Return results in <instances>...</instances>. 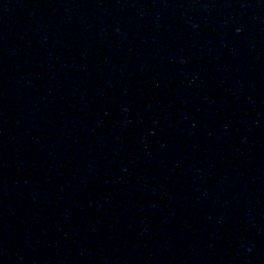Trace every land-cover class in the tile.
<instances>
[{
	"label": "water",
	"instance_id": "obj_1",
	"mask_svg": "<svg viewBox=\"0 0 264 264\" xmlns=\"http://www.w3.org/2000/svg\"><path fill=\"white\" fill-rule=\"evenodd\" d=\"M0 264H264V0H0Z\"/></svg>",
	"mask_w": 264,
	"mask_h": 264
}]
</instances>
